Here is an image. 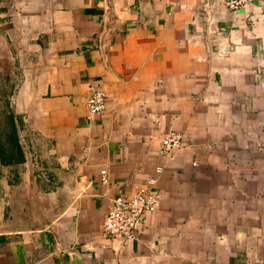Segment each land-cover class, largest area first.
Returning <instances> with one entry per match:
<instances>
[{
    "label": "crops",
    "instance_id": "1",
    "mask_svg": "<svg viewBox=\"0 0 264 264\" xmlns=\"http://www.w3.org/2000/svg\"><path fill=\"white\" fill-rule=\"evenodd\" d=\"M0 49L50 178L36 212L0 198V264H264V0H0ZM159 167V209L108 235L113 199Z\"/></svg>",
    "mask_w": 264,
    "mask_h": 264
},
{
    "label": "built area",
    "instance_id": "2",
    "mask_svg": "<svg viewBox=\"0 0 264 264\" xmlns=\"http://www.w3.org/2000/svg\"><path fill=\"white\" fill-rule=\"evenodd\" d=\"M224 5L232 10L247 8L254 0H221ZM107 96L101 88H93L87 100V108L92 113L101 114L106 110ZM184 133L170 132L161 142L162 153L166 157H173L175 152L184 145ZM164 171L159 167L156 176H149L139 189L129 196L113 199L111 207L105 218V232L115 239L124 242H133L137 238L139 229L148 221V215L155 213L161 205L159 190V175ZM107 170L102 171L103 183H108Z\"/></svg>",
    "mask_w": 264,
    "mask_h": 264
},
{
    "label": "rangeland",
    "instance_id": "3",
    "mask_svg": "<svg viewBox=\"0 0 264 264\" xmlns=\"http://www.w3.org/2000/svg\"><path fill=\"white\" fill-rule=\"evenodd\" d=\"M17 75V74H16ZM14 78L17 81V76ZM20 78V77H18ZM13 79L9 78L7 60L3 50L0 49V135L6 131V119L2 115L7 110V102L11 92ZM18 83V82H17ZM24 143V142H23ZM26 162L17 165H3L0 161V198L4 200V205L15 197V202H10L11 207L3 206L11 212L26 210L31 202L39 198H44L48 192L50 178L46 174L45 166L49 165L43 156L36 153V149L26 148ZM14 192V196H13ZM8 200V201H7Z\"/></svg>",
    "mask_w": 264,
    "mask_h": 264
},
{
    "label": "trees",
    "instance_id": "4",
    "mask_svg": "<svg viewBox=\"0 0 264 264\" xmlns=\"http://www.w3.org/2000/svg\"><path fill=\"white\" fill-rule=\"evenodd\" d=\"M7 106V110L2 114L6 119V131L0 135V161L3 165L9 166L23 164L26 158L19 140L18 118L10 111L9 102ZM4 128L2 126V129Z\"/></svg>",
    "mask_w": 264,
    "mask_h": 264
},
{
    "label": "water",
    "instance_id": "5",
    "mask_svg": "<svg viewBox=\"0 0 264 264\" xmlns=\"http://www.w3.org/2000/svg\"><path fill=\"white\" fill-rule=\"evenodd\" d=\"M28 209L31 210L30 213H32V212H36V210L39 209V207H38V201L36 200V202H35V201L31 202L30 206H28ZM34 209H35V210H34ZM12 229H14V228H11V230H12Z\"/></svg>",
    "mask_w": 264,
    "mask_h": 264
}]
</instances>
